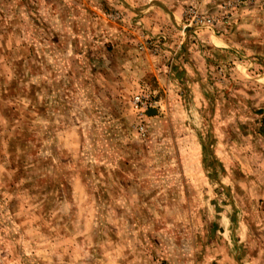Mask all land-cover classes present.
I'll return each instance as SVG.
<instances>
[{"label": "rangeland", "instance_id": "1", "mask_svg": "<svg viewBox=\"0 0 264 264\" xmlns=\"http://www.w3.org/2000/svg\"><path fill=\"white\" fill-rule=\"evenodd\" d=\"M165 263L264 264V0H0V264Z\"/></svg>", "mask_w": 264, "mask_h": 264}, {"label": "built area", "instance_id": "2", "mask_svg": "<svg viewBox=\"0 0 264 264\" xmlns=\"http://www.w3.org/2000/svg\"><path fill=\"white\" fill-rule=\"evenodd\" d=\"M199 2H217L219 0H197ZM235 3V6H239L243 0H233ZM186 21L189 23V25H196V26H207V27H213L216 25V20L212 17H204L203 14L200 13L198 8L196 7H189L185 13ZM134 109L140 119L139 124V131L141 133L146 132V125L144 123L145 118L147 117L148 110L153 107L152 100L142 94H138L134 97L133 102ZM168 264V263H165Z\"/></svg>", "mask_w": 264, "mask_h": 264}, {"label": "water", "instance_id": "3", "mask_svg": "<svg viewBox=\"0 0 264 264\" xmlns=\"http://www.w3.org/2000/svg\"><path fill=\"white\" fill-rule=\"evenodd\" d=\"M147 114L148 116H152V115L157 114V111L155 109H150Z\"/></svg>", "mask_w": 264, "mask_h": 264}]
</instances>
